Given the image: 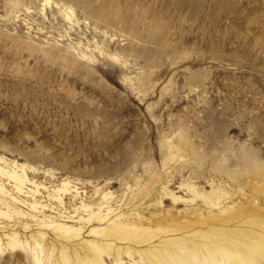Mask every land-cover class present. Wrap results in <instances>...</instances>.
<instances>
[{
  "label": "rangeland",
  "instance_id": "rangeland-1",
  "mask_svg": "<svg viewBox=\"0 0 264 264\" xmlns=\"http://www.w3.org/2000/svg\"><path fill=\"white\" fill-rule=\"evenodd\" d=\"M0 158L26 168L42 205L68 182L70 213L106 203L154 229L170 217L177 234L203 226L197 204L264 218V0H0ZM188 185L222 196L192 200ZM50 216L0 195V228L79 227ZM244 246L240 264H257ZM40 255L5 248L0 264H63Z\"/></svg>",
  "mask_w": 264,
  "mask_h": 264
},
{
  "label": "bare ground",
  "instance_id": "bare-ground-1",
  "mask_svg": "<svg viewBox=\"0 0 264 264\" xmlns=\"http://www.w3.org/2000/svg\"><path fill=\"white\" fill-rule=\"evenodd\" d=\"M4 179L8 181L5 183ZM33 185L38 186L30 179L24 166L13 165L8 168L0 158V195L32 211L47 207L53 214L50 218L76 222L79 227L56 224L50 219L39 220L35 225L2 227L0 250L23 245L35 259L45 253L49 259L58 256L63 264H154L155 260L163 256L176 259L178 264H185L189 260L217 262L228 255L233 256L232 264H240L244 245L249 244L251 249L247 250L248 253L254 256L252 258L257 264H264L255 257L259 247L264 249V234L261 228L254 226L264 224V218H249L246 215L249 205L245 206L244 202L229 200L217 203L215 211L197 204L191 208V215L196 216L195 223L203 226L196 231L193 229L177 234L175 232L178 230L165 228V222L172 220L170 217L159 224L163 228L154 229L149 223L151 217L146 218L134 210L114 212L106 203L96 207L82 204L70 213L63 197L72 190L68 182L63 183L59 189L48 190L46 198L52 204L42 205L40 203L43 201L38 202L37 199L38 190L29 187ZM187 189L194 194L192 200L199 196L205 203L213 200L211 194H216L215 199L222 196L214 187L209 192H201L192 185H188ZM163 190L174 203L183 199L172 191ZM73 192L75 196L79 194L77 189ZM80 207H83L82 210ZM45 227L50 230L44 232ZM199 237H207L209 240H197Z\"/></svg>",
  "mask_w": 264,
  "mask_h": 264
}]
</instances>
